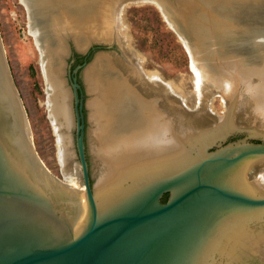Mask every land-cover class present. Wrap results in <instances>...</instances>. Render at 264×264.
Listing matches in <instances>:
<instances>
[{
	"label": "water",
	"instance_id": "obj_1",
	"mask_svg": "<svg viewBox=\"0 0 264 264\" xmlns=\"http://www.w3.org/2000/svg\"><path fill=\"white\" fill-rule=\"evenodd\" d=\"M125 1L27 0L80 189L38 157L0 36V264H264V0H142L197 61L199 109L123 57Z\"/></svg>",
	"mask_w": 264,
	"mask_h": 264
},
{
	"label": "rangeland",
	"instance_id": "obj_2",
	"mask_svg": "<svg viewBox=\"0 0 264 264\" xmlns=\"http://www.w3.org/2000/svg\"><path fill=\"white\" fill-rule=\"evenodd\" d=\"M115 18V34L123 57L134 60L146 78L152 76L151 80L157 84L172 85L177 99L187 101L189 108L199 109L203 103L192 66L193 57L159 7L149 1H125L119 3ZM28 21L27 9L21 0H0L2 45L25 110L34 149L52 176L61 181L72 179L80 189L75 169L69 167V172H64L59 159L57 138L45 108L39 54ZM212 111L214 116L225 114L222 96L212 95Z\"/></svg>",
	"mask_w": 264,
	"mask_h": 264
},
{
	"label": "bare ground",
	"instance_id": "obj_3",
	"mask_svg": "<svg viewBox=\"0 0 264 264\" xmlns=\"http://www.w3.org/2000/svg\"><path fill=\"white\" fill-rule=\"evenodd\" d=\"M129 1H142V0H127V2H129ZM21 2L25 5V7L27 9L28 17H29V20H30V21H28V22H30V24H29L30 33L34 37V41H35L34 43L36 45V48H37V51H38V54H39V66H40V69H41V75H42V78H43V86H44L45 95H46L45 108L47 110L48 117H49V119H50V121L52 123L53 130H54L56 138H57L59 159L61 161V164L63 165L62 152H61L60 139H59V132H58V125H57L56 119L54 117V114L52 112L53 67L47 69L46 52H45L44 48L42 47L40 41L38 40L36 34L34 33V16L32 14V11H31L30 7H29V4H28L27 0H21ZM149 2L156 4L159 7V9L162 11L161 6L159 4V1H149ZM118 6H119V4H118ZM162 13H163V11H162ZM119 15H120V13H119ZM115 32H116V30H115ZM192 66H193L194 72L196 73V78L198 80V85H199V88H200L198 65H197V61L194 58L192 59ZM151 77H150V79H151ZM220 96H222L223 104L225 106V96L224 95H220ZM69 180L71 181L72 184L75 185V182H73L72 179H69ZM78 198L82 201V198H80V197H78ZM82 204H83V208H85L83 201H82Z\"/></svg>",
	"mask_w": 264,
	"mask_h": 264
},
{
	"label": "flooded vegetation",
	"instance_id": "obj_4",
	"mask_svg": "<svg viewBox=\"0 0 264 264\" xmlns=\"http://www.w3.org/2000/svg\"><path fill=\"white\" fill-rule=\"evenodd\" d=\"M165 197L167 198V196H165ZM165 197H164V198H165ZM164 198L162 199V202H165V201H166V200L164 201Z\"/></svg>",
	"mask_w": 264,
	"mask_h": 264
},
{
	"label": "trees",
	"instance_id": "obj_5",
	"mask_svg": "<svg viewBox=\"0 0 264 264\" xmlns=\"http://www.w3.org/2000/svg\"><path fill=\"white\" fill-rule=\"evenodd\" d=\"M166 200V197L164 198V201Z\"/></svg>",
	"mask_w": 264,
	"mask_h": 264
}]
</instances>
